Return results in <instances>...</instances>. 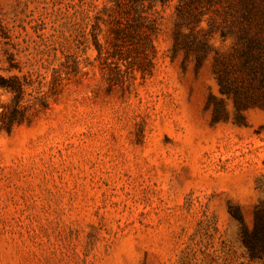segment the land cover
<instances>
[{
	"label": "rangeland",
	"instance_id": "1",
	"mask_svg": "<svg viewBox=\"0 0 264 264\" xmlns=\"http://www.w3.org/2000/svg\"><path fill=\"white\" fill-rule=\"evenodd\" d=\"M176 3L131 12L125 42L109 0H0V113L7 79L25 89L0 128V264H264L242 241L264 214V108L215 72L264 35V0H205L177 51Z\"/></svg>",
	"mask_w": 264,
	"mask_h": 264
},
{
	"label": "trees",
	"instance_id": "2",
	"mask_svg": "<svg viewBox=\"0 0 264 264\" xmlns=\"http://www.w3.org/2000/svg\"><path fill=\"white\" fill-rule=\"evenodd\" d=\"M114 3V7L119 12L127 13L121 16L118 20V25L115 28L117 40L127 41L133 36V32L129 28L128 20L131 12L134 11L141 15V11L145 7H153L158 4L168 5L173 0H109ZM205 0H177L176 7L180 16L181 22L177 24L175 32L174 50L177 51L181 42H179L180 27L185 23H193L198 21L202 14V6ZM210 1V0H206ZM244 4L242 15L248 19L254 12V7L247 3ZM134 17V15H133ZM142 18V17H141ZM143 19V18H142ZM252 21V20H251ZM251 23V22H250ZM258 30L264 33V22L256 23ZM147 35V34H146ZM225 35V33H223ZM150 36V35H148ZM246 39V46L239 51L238 58L240 62L234 65H215L220 91L223 95L230 96L234 99L235 106L238 110L247 109L249 107L259 106L264 108V35L248 36L246 33L240 37ZM151 41V40H150ZM152 47L154 46L151 43ZM206 44L201 46L205 49ZM189 47V46H188ZM218 61V60H217ZM5 81V86H8L15 94V104L5 112L0 113V128L6 127L11 130L15 124H19L24 120V108L19 105L24 96V85L16 77H11ZM219 105V104H218ZM220 108H217L216 116L220 114ZM233 216L242 223V214L237 209H231ZM242 241L248 252L253 257L264 256V214L257 213L255 225L252 230H249L242 224Z\"/></svg>",
	"mask_w": 264,
	"mask_h": 264
}]
</instances>
